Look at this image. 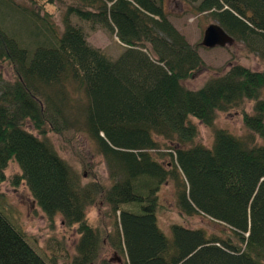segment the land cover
Instances as JSON below:
<instances>
[{
	"label": "trees",
	"instance_id": "obj_1",
	"mask_svg": "<svg viewBox=\"0 0 264 264\" xmlns=\"http://www.w3.org/2000/svg\"><path fill=\"white\" fill-rule=\"evenodd\" d=\"M73 1L61 31L43 18L54 39L37 30L43 40L33 52L0 19V61L15 76L6 81L0 73V182L16 163L22 176L15 184L25 182L49 220L61 216L66 228L77 226L72 264H96L105 249L127 264H264V70L229 64L225 74L191 90L185 82L205 64L198 47L170 23L162 0ZM1 7L16 6L0 0ZM196 12L264 57V0H202ZM34 14L28 18L38 22ZM71 16L107 29L126 47L124 54L113 62L92 49ZM78 105L82 128L68 113ZM231 111L241 113L244 136L218 129L211 147L193 145L198 130L192 120L210 128L219 113ZM27 124L40 135L46 129L60 136L83 132L105 161L111 185L83 184ZM164 157H170L166 164ZM170 182L179 214L209 219L219 234L179 225L171 227V237L164 234L159 193ZM102 204L112 223L97 229L87 212ZM0 264H46L1 214Z\"/></svg>",
	"mask_w": 264,
	"mask_h": 264
},
{
	"label": "rangeland",
	"instance_id": "obj_2",
	"mask_svg": "<svg viewBox=\"0 0 264 264\" xmlns=\"http://www.w3.org/2000/svg\"><path fill=\"white\" fill-rule=\"evenodd\" d=\"M15 9L0 8V19L3 29L10 33L21 46L31 52L36 49L43 38L53 40V33L46 31L43 18L54 25L57 32L62 30L63 15L68 6L74 5L73 0H63L62 3L49 0H13ZM202 0H199L201 2ZM168 15V20L176 30L185 37L186 41L198 47V54L202 58L205 69L196 73L193 78L185 82L191 90L201 88L210 79L223 75L228 71L229 64L241 65L252 71L264 70V57L250 53L243 44L233 43L225 48L206 49L201 43L205 29L216 22L207 13L198 14L196 8L199 4L190 5L184 0H162ZM34 12L38 22L30 21L28 15ZM72 26L80 29L87 44L94 50L103 53L108 59L116 62L126 51L115 35L100 25H92L76 18L70 17ZM45 27V28H44ZM39 30L41 38L36 36ZM32 35L30 36L29 33ZM34 36V37H33ZM30 37L34 39L30 41ZM37 37V38H36ZM264 52V50H261ZM0 73L6 81H13L15 76L8 62L0 61ZM264 97V93H263ZM246 111L251 113L252 103L246 105ZM68 113L78 118L79 127H83V111L81 105ZM75 113V114H74ZM197 127L198 138L193 145L211 147L214 140V131L224 129L236 136H244L246 131L243 126L242 116L239 111L219 113L213 127H206L199 121L192 120ZM27 131L34 136L48 141L61 158L81 177L83 184L99 182L104 187H109L107 167L103 158L95 152L94 143L81 131L65 132L62 136L51 133L46 129L45 135H40L32 125L27 124ZM162 143L161 139H158ZM164 152V151H163ZM169 152V151H165ZM170 161L164 157L162 163ZM22 176L19 166L12 162L5 171V181L0 182V214L15 228L22 232L27 244L42 258L46 264H72L77 256L76 248L80 240L77 226L66 228L61 216L53 222L37 207L25 182L15 180ZM174 183L170 182L161 188L159 193L160 203L164 207L158 213V224L167 237H171L170 229L179 225L187 229H206L210 234H219L221 228L209 219L200 217L183 218L179 214ZM109 209L106 204L89 208L87 217L89 223L97 229H104L111 225ZM127 264L124 256L103 250L96 264Z\"/></svg>",
	"mask_w": 264,
	"mask_h": 264
},
{
	"label": "water",
	"instance_id": "obj_3",
	"mask_svg": "<svg viewBox=\"0 0 264 264\" xmlns=\"http://www.w3.org/2000/svg\"><path fill=\"white\" fill-rule=\"evenodd\" d=\"M233 43V39L218 24H211L204 31L201 45L206 49H215L225 48Z\"/></svg>",
	"mask_w": 264,
	"mask_h": 264
}]
</instances>
